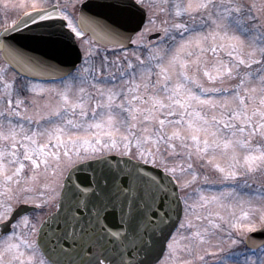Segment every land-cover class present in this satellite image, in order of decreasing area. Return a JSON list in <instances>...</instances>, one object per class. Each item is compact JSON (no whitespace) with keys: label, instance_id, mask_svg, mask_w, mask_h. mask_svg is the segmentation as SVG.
<instances>
[{"label":"snow or ice","instance_id":"obj_1","mask_svg":"<svg viewBox=\"0 0 264 264\" xmlns=\"http://www.w3.org/2000/svg\"><path fill=\"white\" fill-rule=\"evenodd\" d=\"M0 58V264H264V0H0Z\"/></svg>","mask_w":264,"mask_h":264},{"label":"water","instance_id":"obj_2","mask_svg":"<svg viewBox=\"0 0 264 264\" xmlns=\"http://www.w3.org/2000/svg\"><path fill=\"white\" fill-rule=\"evenodd\" d=\"M63 70H64L65 72H67V71L69 70V69H68V66L65 65L64 68H63ZM37 78H40V77H37ZM26 207L29 208V210H30L32 206H26Z\"/></svg>","mask_w":264,"mask_h":264},{"label":"flooded vegetation","instance_id":"obj_3","mask_svg":"<svg viewBox=\"0 0 264 264\" xmlns=\"http://www.w3.org/2000/svg\"><path fill=\"white\" fill-rule=\"evenodd\" d=\"M0 62H2V58H0Z\"/></svg>","mask_w":264,"mask_h":264},{"label":"rangeland","instance_id":"obj_4","mask_svg":"<svg viewBox=\"0 0 264 264\" xmlns=\"http://www.w3.org/2000/svg\"><path fill=\"white\" fill-rule=\"evenodd\" d=\"M52 81H49V82H47V83H51ZM58 82V81H57Z\"/></svg>","mask_w":264,"mask_h":264}]
</instances>
